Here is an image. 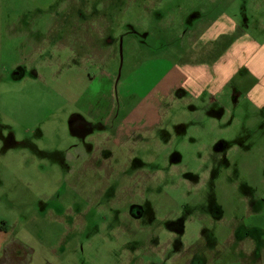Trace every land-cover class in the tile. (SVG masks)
Returning <instances> with one entry per match:
<instances>
[{"label":"rangeland","instance_id":"374dc122","mask_svg":"<svg viewBox=\"0 0 264 264\" xmlns=\"http://www.w3.org/2000/svg\"><path fill=\"white\" fill-rule=\"evenodd\" d=\"M220 22L264 44V0H0V264H264L260 55L112 133Z\"/></svg>","mask_w":264,"mask_h":264},{"label":"crops","instance_id":"0c3cea01","mask_svg":"<svg viewBox=\"0 0 264 264\" xmlns=\"http://www.w3.org/2000/svg\"><path fill=\"white\" fill-rule=\"evenodd\" d=\"M230 24L225 25L223 22L218 23L217 25L213 24L211 29L208 30L205 35L203 44H207L208 48L206 50L204 48L193 50L194 58L190 60L188 63H180L174 65L162 78L160 82L153 88L152 93L149 95L147 103L150 106H154L149 108L146 112L145 118L147 119L146 124L142 122L138 116V110L132 111L129 115L124 117L122 121L117 125L113 134L118 137L119 132L122 130L120 126H126L130 123L134 124L135 122H139L140 124H144V131L149 130L157 126L160 122V110H158L162 105L161 100L166 101V97H169L171 94L179 93V97H187L186 93L188 92L195 98H200L202 94H209V99H213L214 96L227 85L230 81H233L236 78L239 70L243 68L241 63L242 59L247 57V59H252L253 57L260 55L256 58L255 61V71L254 74L249 70L248 72L252 73L254 77L260 76L261 84L254 88L251 92V97L254 98L255 101L258 102L259 105L264 106V72H261V62H264V44L261 46L257 42L253 40H248L244 44H240L237 46L225 47L223 44V40L225 39V35L230 34L232 28L234 26H230ZM205 56L208 59L207 64L198 62L195 60V57L201 54V52H205ZM183 58V56H181ZM180 58V59H181ZM215 59H218V62L215 63ZM253 60V59H252ZM193 61V62H192ZM237 61V62H236ZM240 61V63H239ZM211 66V68H209ZM250 68L252 64L249 65ZM212 72V73H210ZM158 86H161L162 90L157 91L158 93L155 95V91ZM263 88L262 90L260 89ZM187 92H186V91ZM182 91L183 93H180ZM161 92V93H159ZM159 96V98H158ZM154 102L158 101L157 107L155 104H152L150 100ZM149 100V102H148ZM143 103V104H145ZM143 104L140 106L142 107ZM156 109V112L154 110ZM143 113L142 116H144ZM135 131H130L128 135H133ZM141 133V131H137ZM4 229L0 231L3 235H7L6 231L7 227L5 224L3 225ZM3 238V236H2ZM1 239L0 243V255L5 248L6 241ZM3 243V244H2ZM5 264V263H3Z\"/></svg>","mask_w":264,"mask_h":264},{"label":"flooded vegetation","instance_id":"af4514ba","mask_svg":"<svg viewBox=\"0 0 264 264\" xmlns=\"http://www.w3.org/2000/svg\"><path fill=\"white\" fill-rule=\"evenodd\" d=\"M116 127H117V125H116L115 127L113 126V128H112V133L115 131ZM143 212L145 213V211L143 210V208H142V207H139V208L136 210L135 216L138 217V218H139V216H141V218H142V216H143ZM132 213H134V211H132ZM141 218H140V219H141ZM236 229H238V228H236ZM236 229H235V230H236Z\"/></svg>","mask_w":264,"mask_h":264},{"label":"trees","instance_id":"16d2710c","mask_svg":"<svg viewBox=\"0 0 264 264\" xmlns=\"http://www.w3.org/2000/svg\"><path fill=\"white\" fill-rule=\"evenodd\" d=\"M11 258H12V256H11ZM6 260H7V259H6ZM1 262H2V261H1ZM11 262H13V264H15L17 261H16V260L14 261V260L11 259ZM2 263H5V262H2ZM5 264H6V263H5Z\"/></svg>","mask_w":264,"mask_h":264}]
</instances>
